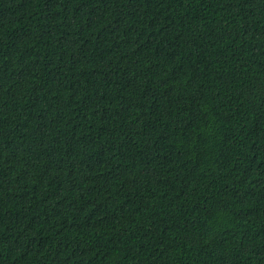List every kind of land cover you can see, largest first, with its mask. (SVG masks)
Returning <instances> with one entry per match:
<instances>
[{
	"label": "trees",
	"instance_id": "trees-1",
	"mask_svg": "<svg viewBox=\"0 0 264 264\" xmlns=\"http://www.w3.org/2000/svg\"><path fill=\"white\" fill-rule=\"evenodd\" d=\"M0 264H264V0H0Z\"/></svg>",
	"mask_w": 264,
	"mask_h": 264
}]
</instances>
